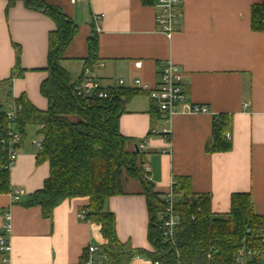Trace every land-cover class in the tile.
<instances>
[{"label": "crops", "instance_id": "obj_1", "mask_svg": "<svg viewBox=\"0 0 264 264\" xmlns=\"http://www.w3.org/2000/svg\"><path fill=\"white\" fill-rule=\"evenodd\" d=\"M43 1L78 25L62 63L70 73L66 66H77L78 74L71 73L72 78L82 74L87 40L95 31L99 52L92 71L103 87L114 89L123 80L126 90L138 91L137 79L155 87L161 69L171 61L184 74L188 100L209 108V114L178 113L166 124L162 115L153 113L155 106L146 93L134 92L127 102L120 133L127 139L128 153L138 152V144L147 141L146 173L154 192L163 198L172 180L188 177L193 194L210 197L213 214H228L232 195L249 193L257 214L264 216V33L251 28L252 6L264 0H182L184 15L172 39L160 32L157 7L144 6L141 0H89L75 5L71 0ZM95 16L103 18L95 22ZM55 29L44 11L28 8L25 0L0 1L1 111L23 95L38 109H47L40 85L48 77V39ZM14 48L20 49L23 74L12 81L17 67ZM220 114L233 117V147L229 153H209L214 117ZM33 128L34 138L29 141L26 131L10 168V192L0 194V226L6 214L12 223L7 235L12 252L7 257L10 264H83L90 245L105 244L99 226L78 218L88 198L64 202L51 220L42 217L40 208L26 206L50 171L48 163H36L42 139ZM165 129L170 130L169 141L162 135ZM152 130L158 134L152 135ZM125 190L126 195L106 204L116 217L118 239L133 250L151 251L148 199L142 184L128 178ZM16 191L18 203L12 198ZM2 258L0 254V264ZM124 264L152 262L140 257ZM259 264H264V256Z\"/></svg>", "mask_w": 264, "mask_h": 264}, {"label": "trees", "instance_id": "obj_2", "mask_svg": "<svg viewBox=\"0 0 264 264\" xmlns=\"http://www.w3.org/2000/svg\"><path fill=\"white\" fill-rule=\"evenodd\" d=\"M30 9L44 11L54 21L56 29L48 39V77L40 85V94L47 101V109L40 110L25 95L16 100L22 106L16 127L26 137L27 128H37L42 148L36 163L49 164V177L42 189L29 196L27 207L41 209L42 217L51 220L54 211L64 202L76 198H88L85 221L100 227L105 244L101 246L110 264L129 263L135 258H146L152 264H236L241 250H256V263L264 256V216L257 214L249 193L233 194L228 214L215 215L211 199L191 191L188 177H176L175 192L182 193L176 210L182 223L175 240L162 237L158 229V215L164 210L165 195L154 192L144 169V152L128 153L127 139L120 133L119 121L125 113L127 102L134 92L109 89V98L87 103L75 94V87L85 77L87 69L93 70L98 63L99 40L92 31L88 37V55L83 59V70L74 79L62 63L65 52L79 28L63 11L46 4L43 0H25ZM144 6H155L157 0H141ZM251 28L264 33V3L254 4L251 9ZM20 52L19 48H16ZM19 67L11 80L22 76ZM153 112L161 115L156 108ZM3 112V111H2ZM233 117L220 114L214 117L212 138L207 146L209 153L224 154L232 150L231 140L226 138L232 130ZM7 118L0 114V127L7 126ZM7 151L0 145V194L10 192V169ZM128 178L139 180L148 199L150 225L148 240L151 251L133 250L118 239L116 217L106 210L107 202L126 195ZM18 203V202H17ZM195 219L192 220L191 217ZM84 263V262H83Z\"/></svg>", "mask_w": 264, "mask_h": 264}, {"label": "built area", "instance_id": "obj_3", "mask_svg": "<svg viewBox=\"0 0 264 264\" xmlns=\"http://www.w3.org/2000/svg\"><path fill=\"white\" fill-rule=\"evenodd\" d=\"M13 2L16 0H0ZM89 0H71L73 5L80 4L82 2H88ZM155 6L158 9L157 24L160 32L168 39L179 31L180 23L183 18L182 0H157ZM103 16H95V22L100 21ZM98 30V28H97ZM102 66V65H101ZM136 67L140 68L141 63H136ZM183 72L173 62H166L159 74V81L155 87H151L144 84L139 79L134 81V87L136 90L147 94L150 101L154 104L158 112L163 116L166 124H170L172 118L178 114H209L210 110L207 106L192 103L188 100L183 84ZM125 84L123 80L119 81V86L114 88L115 92L124 88ZM76 96L86 101L87 103H94L97 100H105L109 98L108 88L103 87L93 71L87 69L85 77L79 85L75 87ZM22 111V106L15 103L13 108H9L6 111H1L7 118V126L0 127V145L7 151L9 169L16 162L19 156V148L22 143V135L17 129L15 123L18 113ZM216 117V116H215ZM152 135H157L156 130H152ZM163 137L166 140H170V130L163 131ZM226 138L231 140V134H227ZM138 151L145 152L147 149V141H141L138 144ZM42 148V142L38 143V149ZM145 171H149V167L145 165ZM175 181L170 182V190L165 195L166 206L164 210L158 215V229L162 234V237L174 241L177 229L182 223L181 214L176 210V205L182 193L175 192ZM14 202L20 201V192L16 191L12 195ZM87 210L79 213L78 218L85 220ZM195 219L194 216L191 217ZM12 231V223L10 214L5 215V223L0 226V254H2V263L10 264V260L7 257L12 252V244L7 239V235H10ZM264 242V233L262 234ZM88 259L83 264H110L108 257L103 253L101 246L92 244L87 249ZM98 259H94L93 257ZM257 257L256 250H241L237 253L236 264H259V260L256 263H250ZM159 264V263H156Z\"/></svg>", "mask_w": 264, "mask_h": 264}, {"label": "rangeland", "instance_id": "obj_4", "mask_svg": "<svg viewBox=\"0 0 264 264\" xmlns=\"http://www.w3.org/2000/svg\"><path fill=\"white\" fill-rule=\"evenodd\" d=\"M11 46H12V43L11 42H9V47L11 48ZM13 48V47H12ZM14 58H16V62H17V57H19V61H20V59H21V57H20V52H18V50L17 49H15L14 48ZM21 52H22V50H21ZM67 68H69V71H71V73L75 76V75H77L78 74V68H77V66H75V65H67L66 66ZM12 75H13V73H12ZM12 75H11V78H12ZM14 104L15 103H11L10 105H9V108H13L14 107ZM8 108V109H9ZM34 136H35V133H34V128L33 127H30V128H28L27 129V139L30 141L31 139H33L34 138Z\"/></svg>", "mask_w": 264, "mask_h": 264}]
</instances>
